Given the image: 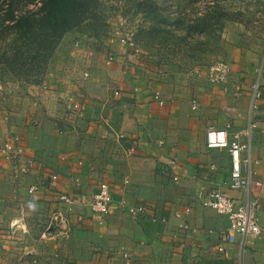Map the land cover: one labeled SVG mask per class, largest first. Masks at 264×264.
<instances>
[{"label": "crops", "instance_id": "1", "mask_svg": "<svg viewBox=\"0 0 264 264\" xmlns=\"http://www.w3.org/2000/svg\"><path fill=\"white\" fill-rule=\"evenodd\" d=\"M140 57L118 46L111 66L45 93L33 117L0 120V264H128L125 253L131 264H264V235L226 243L232 255L223 258L217 247L229 220L200 202L221 191L249 204L264 227V188L255 183L264 180L260 51L236 49L223 82L206 71L171 77ZM68 99L81 116L54 118ZM211 129L247 145L240 164L243 176L254 172L249 188H232L231 154L208 146ZM101 182L113 198L104 222L92 210ZM121 203L149 210L132 216ZM56 211L63 226L52 220Z\"/></svg>", "mask_w": 264, "mask_h": 264}, {"label": "rangeland", "instance_id": "2", "mask_svg": "<svg viewBox=\"0 0 264 264\" xmlns=\"http://www.w3.org/2000/svg\"><path fill=\"white\" fill-rule=\"evenodd\" d=\"M45 1L0 0V120L33 117L45 93L111 66L118 46L171 77L229 64L238 48L259 50L264 71V0H77L78 13L61 35L39 21ZM23 16L32 32L17 27ZM64 101L54 118L81 116L83 108Z\"/></svg>", "mask_w": 264, "mask_h": 264}, {"label": "built area", "instance_id": "3", "mask_svg": "<svg viewBox=\"0 0 264 264\" xmlns=\"http://www.w3.org/2000/svg\"><path fill=\"white\" fill-rule=\"evenodd\" d=\"M229 67L224 62H218L209 66L206 70L210 81L212 82H223L226 80ZM156 99H160V95L156 94ZM162 102V101H161ZM163 103V102H162ZM208 146L211 148L228 149L232 161H233V172H232V188L236 189H247L251 185V177L254 172L249 170L248 176H243L241 171V151L247 149V145L239 143L237 140L229 141L227 132L225 130L211 129L207 133ZM15 140H20L17 137ZM6 151L9 152L8 159L15 158L13 152L15 147L13 144L6 146ZM175 161H171V165H174ZM52 181L58 180V175L53 174L51 176ZM174 181L178 182V178L174 177ZM256 185L264 188L263 181H255ZM37 188H31L30 192L36 191ZM62 200L72 203L73 200L70 197L62 196ZM200 202L203 207L211 208L220 215L228 218V227L221 232L224 242L220 243L217 247L218 253L223 258H230L232 255L231 249L226 245L233 244L237 241V237H240V244L244 245L246 240H258L264 235V227H262L258 220L251 214L250 205H242L238 200L228 197L221 191H209L201 195ZM122 207H126V211L132 216H138L146 214L149 210L147 205L143 206H126L121 203ZM113 207L112 188L108 182H101L93 195L92 210L94 219L96 221L104 222L111 213ZM191 208H185L182 212H177V217H182L183 214H188ZM52 220L60 227L64 225V218L60 211L54 212ZM53 226V224H52ZM182 228H187L185 225H181ZM50 228H48L49 230ZM47 230V231H48ZM48 234V233H46ZM45 234V235H46ZM124 257L129 260L128 264H131V258L128 254H124ZM241 264V263H238Z\"/></svg>", "mask_w": 264, "mask_h": 264}, {"label": "trees", "instance_id": "4", "mask_svg": "<svg viewBox=\"0 0 264 264\" xmlns=\"http://www.w3.org/2000/svg\"><path fill=\"white\" fill-rule=\"evenodd\" d=\"M76 2L77 0L74 2L73 0H46L43 3L39 21L48 28L47 33L61 35L71 28L70 24L78 13L75 11L77 6ZM10 7V12L7 14V17H13L14 10L12 4ZM23 26L27 28L28 31L26 33H28L33 23L23 16L19 18L17 27L22 29ZM32 40L35 43L36 40L34 37Z\"/></svg>", "mask_w": 264, "mask_h": 264}]
</instances>
